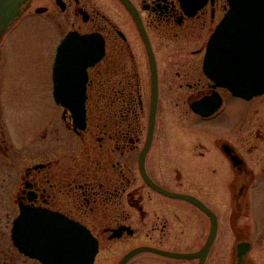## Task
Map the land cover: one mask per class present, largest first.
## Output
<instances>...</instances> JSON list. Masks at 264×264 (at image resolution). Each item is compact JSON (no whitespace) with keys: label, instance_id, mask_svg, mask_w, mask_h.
<instances>
[{"label":"flooded vegetation","instance_id":"obj_1","mask_svg":"<svg viewBox=\"0 0 264 264\" xmlns=\"http://www.w3.org/2000/svg\"><path fill=\"white\" fill-rule=\"evenodd\" d=\"M228 9L0 0V264L66 223L92 264H264V94L203 71Z\"/></svg>","mask_w":264,"mask_h":264},{"label":"water","instance_id":"obj_2","mask_svg":"<svg viewBox=\"0 0 264 264\" xmlns=\"http://www.w3.org/2000/svg\"><path fill=\"white\" fill-rule=\"evenodd\" d=\"M227 3L228 11L207 42L203 71L217 87L249 100L264 93V0H227ZM15 224L14 234L20 223ZM55 228L54 233L23 232L29 241H40L31 248L36 247L42 253L40 259L44 264L93 263L96 243L87 230L75 223Z\"/></svg>","mask_w":264,"mask_h":264},{"label":"rangeland","instance_id":"obj_3","mask_svg":"<svg viewBox=\"0 0 264 264\" xmlns=\"http://www.w3.org/2000/svg\"><path fill=\"white\" fill-rule=\"evenodd\" d=\"M228 117V116H227Z\"/></svg>","mask_w":264,"mask_h":264}]
</instances>
